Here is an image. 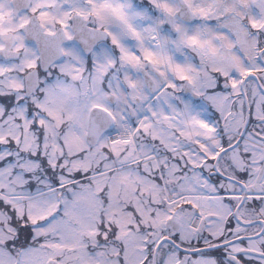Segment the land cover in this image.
<instances>
[{
    "label": "snow or ice",
    "instance_id": "6c2138e0",
    "mask_svg": "<svg viewBox=\"0 0 264 264\" xmlns=\"http://www.w3.org/2000/svg\"><path fill=\"white\" fill-rule=\"evenodd\" d=\"M0 264H264V0H0Z\"/></svg>",
    "mask_w": 264,
    "mask_h": 264
}]
</instances>
